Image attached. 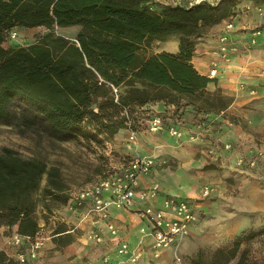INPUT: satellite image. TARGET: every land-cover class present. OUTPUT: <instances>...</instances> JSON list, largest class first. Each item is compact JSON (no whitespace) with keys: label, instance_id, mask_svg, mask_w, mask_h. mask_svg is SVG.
I'll use <instances>...</instances> for the list:
<instances>
[{"label":"trees","instance_id":"16d2710c","mask_svg":"<svg viewBox=\"0 0 264 264\" xmlns=\"http://www.w3.org/2000/svg\"><path fill=\"white\" fill-rule=\"evenodd\" d=\"M237 0L163 3L159 0H0V120H8L12 102L25 99L63 139L87 128L114 135L127 133L125 107L137 128L136 106L186 99L208 108H225L230 98L211 90L215 77L193 64L197 39L214 24L233 16ZM78 27L74 35L63 29ZM44 30L26 43L5 45L17 33ZM172 37L176 52L151 51ZM117 87L118 101L113 86ZM179 107V106H178ZM149 108V107H148ZM164 110L173 117L175 111ZM162 110V111H164ZM174 110V109H173ZM160 111V112H162ZM144 115H141V117ZM149 117V115H148ZM43 194L67 202L61 167L11 146L0 148V232L8 225L35 235L34 214L43 178ZM57 241L68 244V228H56ZM241 233L228 248H217L208 264H260L240 251ZM246 235V236H244ZM198 264H207L203 251ZM0 264H22L0 247Z\"/></svg>","mask_w":264,"mask_h":264},{"label":"rangeland","instance_id":"374dc122","mask_svg":"<svg viewBox=\"0 0 264 264\" xmlns=\"http://www.w3.org/2000/svg\"><path fill=\"white\" fill-rule=\"evenodd\" d=\"M159 1L191 4L202 0ZM232 17L233 28L237 27L235 31L240 34L253 33L250 41L242 43L244 49L250 50L257 42L255 35L259 33L255 31L264 30V0H237ZM228 19L212 25L197 39V46L201 42H212L211 48L214 51L220 34L230 31L225 26ZM77 29L73 26L62 32L72 36ZM43 30L37 28L34 32H18L14 37L10 32L5 45L26 43ZM234 44L237 46L234 52H237L239 46L236 41ZM163 45L164 42H159L148 51H155ZM171 46L177 49L178 42L167 47ZM215 55L219 56L217 52ZM232 78L233 94L225 93L224 87L218 85V82L209 86L211 90H220L230 98V103L223 109L197 106L188 103L186 99L167 102L170 112L175 111V108L176 114L183 112L179 116V124L188 127L189 139L182 142L178 137L180 154L171 153L172 157L164 158L163 164L168 174H165L163 180L167 186L182 192L184 197L193 201L198 208L199 219L187 241L185 236L162 257H152L147 253L145 264H198L196 257L199 250L203 251L204 261L208 264L217 248L232 246L239 234H248L251 230L255 231L253 236H242L240 251L245 249L247 256L264 264V77H261L262 80L250 81L257 83L249 87H246L244 81L241 82L249 78L244 76L240 81L237 75H232ZM238 81L241 82L240 88L237 87ZM148 107L136 106V113L140 116L137 130L143 132L141 135H146L147 141L150 140L149 134H153L148 127V111L151 110ZM165 115L170 116L167 113ZM173 116L169 117L172 120L167 118L168 123L174 120ZM228 132L231 134L228 135ZM126 134L114 135L110 130L97 132L87 128L84 133L59 139L51 133L41 113L21 97L12 102L10 118L0 120V148L11 146L25 156L39 157L48 164L59 165L67 183L65 193L68 198L102 175L117 171L129 160L131 153L125 146ZM154 137L156 140L170 141L168 137L159 134ZM228 143L229 147L226 146ZM179 148L174 147L177 150ZM46 181L45 176L36 195L34 212L40 224L39 234L44 237V245L40 255L25 264H86L94 248L82 241L80 214L69 208L68 201L43 194ZM206 187H209L208 193H205ZM59 227L74 228L68 233L71 240L68 244L57 241L59 235L55 233ZM13 231L12 227L3 225L0 232V246L12 257L15 248L9 241ZM66 259L68 261L64 263ZM235 262L236 258L227 264Z\"/></svg>","mask_w":264,"mask_h":264},{"label":"built area","instance_id":"2783aa9c","mask_svg":"<svg viewBox=\"0 0 264 264\" xmlns=\"http://www.w3.org/2000/svg\"><path fill=\"white\" fill-rule=\"evenodd\" d=\"M225 26L227 30L234 27L233 17H229ZM255 33H260L256 30ZM17 31H11V35L16 36ZM255 42V39H253ZM252 42V43H254ZM230 38L226 31L219 36L217 48L214 52L218 53L224 59L230 58L232 52L237 50V46ZM218 59L210 61L208 75L216 77L219 71ZM113 86L116 94L115 99L118 101L117 87ZM243 86V85H242ZM148 127L150 131L157 132L167 125V130L171 135L182 137L183 129L179 125V117L173 118L170 123L167 122L168 116L163 112L148 111ZM122 114L126 116L128 126V144L131 147L137 142L138 130L133 126L132 116L125 107ZM168 114V113H167ZM193 136V135H191ZM136 146V145H135ZM227 147L230 146L228 143ZM136 150V148H135ZM254 163V160H252ZM155 164L154 157L147 154L134 152L129 160L114 172L102 175L95 182L87 184L79 189L74 196L68 200V206L71 210L83 209L86 207V214L91 216V228L87 232V239L93 242H101L103 234L98 229L101 221H106L107 227L112 234L117 233V227L109 219V207L131 208L135 203V192L139 186L140 177L143 174L151 172ZM160 190L158 182H153L148 188L140 192L141 198H155ZM209 187L205 188L208 193ZM139 215L148 221L147 227H142V231L149 233L153 237L152 246L156 256L161 254V250L168 246L178 245L180 241L189 234L191 225L198 221L199 214L193 203L187 198L168 194L162 200L161 207L147 205L138 211ZM148 228V229H147ZM15 248L14 257L22 264L28 263L35 259L44 245V237L39 232L33 236L23 235L14 230L10 235L9 241ZM120 254L127 256L129 264H142L141 251L132 247L129 242L122 241L118 247ZM180 259V258H179ZM103 264H110L108 254L102 256Z\"/></svg>","mask_w":264,"mask_h":264},{"label":"crops","instance_id":"0c3cea01","mask_svg":"<svg viewBox=\"0 0 264 264\" xmlns=\"http://www.w3.org/2000/svg\"><path fill=\"white\" fill-rule=\"evenodd\" d=\"M237 28V27H236ZM236 28L229 31L230 38L233 42H237L239 46V50L237 52H232L230 55L229 60L224 59L221 56H216L215 52L212 51L213 48H211L212 42H201L197 46L196 54L194 55L192 61L194 66L203 74H208L210 61L214 59L215 57L218 58V74L215 77L216 82H218V85H221L224 87V92L231 94L232 93V75H237L238 80H242L244 76L246 78H249L248 80H242L241 82L246 83V87H249L250 85H255L254 83L257 82H250L258 80L261 77H264V30L261 31L259 34L255 35L257 42L253 44L251 49L248 51L244 49L242 46V43H247L250 41V38L252 37L253 33H244L240 34L239 32L235 31ZM255 34V33H254ZM174 44L178 42V48L175 49L171 46V48H168L170 44ZM216 45V44H215ZM179 49V41L176 37H172L166 41H164V45L155 50V51H161V50H168L176 52ZM247 51V52H246ZM254 55V56H253ZM258 70V71H257ZM257 71V72H256ZM257 73V74H254ZM257 75V76H256ZM259 75V76H258ZM230 76V77H228ZM223 77V78H222ZM243 77V78H241ZM262 80V78H261ZM238 81L237 87L240 86V83ZM260 81V80H259ZM227 85H226V84ZM214 84V83H213ZM226 85V86H225ZM240 88V87H239ZM233 94V93H232ZM189 106V105H188ZM167 107L166 103L164 101H157L155 103L149 104V108L153 111L160 112L164 110ZM165 113H167L166 110H164ZM169 114V113H168ZM171 119V118H169ZM172 120V119H171ZM170 120V121H171ZM180 125V124H179ZM181 127L183 125H180ZM187 126V125H186ZM184 134L180 139L186 141L189 139V129L188 127L183 126ZM212 130V127H210ZM208 128V130L210 129ZM128 129L127 134L125 136V146L129 153L139 152L141 154H147L154 157L155 164L148 174H143L140 177L139 180V186L136 189L135 192V203L132 205L131 208H117L115 206L109 207V219L114 222L115 226L117 227V233L112 234L106 224V221H101L100 224L97 226L100 232L103 234V240L101 242H93L87 239V232L91 228V216L86 214V207L83 209H76V212L80 214V220L79 225L80 228L83 229V242H86L88 246H91L94 248V252L90 255V259L87 261L86 264H103L102 256L104 254H108L110 257V264H129V261L127 259V256L124 254H120L118 251V247L122 241H127L132 247L138 248L141 251V259L142 264H145V257L147 253H149L152 257L156 255L154 254V248L152 246L153 237L145 232L142 231V227L148 226V221L146 219H143L138 211L141 208H144L147 205H151L154 207H161L162 206V200L163 198L168 195H176L183 198L184 197L182 192L175 191L173 187L167 186V184L164 182V176L167 172L166 166L163 164L166 156L172 157L171 155L180 154V148L178 144V137L171 135L167 130V125L165 124L163 128L157 132H152L153 134H149L150 140H146V135H141L143 132L138 131V137L136 146L132 145L131 147L128 144ZM156 134H159V136H165L168 137L170 141L168 140H156L154 137ZM231 134V132H228V135ZM173 142H172V141ZM178 144V145H174ZM178 146V150L174 149V147ZM136 148V150H135ZM153 148V149H152ZM172 153V154H171ZM165 158V159H164ZM153 182H158L160 186V190L158 195L155 198H141L140 192L143 189H146L151 185ZM192 203L193 201L190 200ZM196 211H198L197 206L193 203ZM74 211V210H72ZM75 212V211H74ZM196 223H193L190 228V232L186 237V240L190 238V234L196 227ZM148 229V228H147ZM74 228H68L64 232H71ZM56 235L58 233H55ZM185 243V242H184ZM2 247V246H0ZM183 249H185L184 244H182ZM69 249V247H67ZM172 249V245L165 247L161 250V257L164 253L166 255L168 254L169 250ZM41 253V252H40ZM40 255V254H39ZM160 257V258H161ZM158 258V257H156ZM68 260L66 259L64 263H66ZM50 264V263H48Z\"/></svg>","mask_w":264,"mask_h":264}]
</instances>
